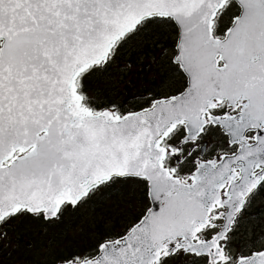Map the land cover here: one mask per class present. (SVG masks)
I'll return each instance as SVG.
<instances>
[{
	"label": "snow or ice",
	"instance_id": "snow-or-ice-1",
	"mask_svg": "<svg viewBox=\"0 0 264 264\" xmlns=\"http://www.w3.org/2000/svg\"><path fill=\"white\" fill-rule=\"evenodd\" d=\"M150 28L184 87L98 103ZM127 183L140 214L57 264H264V231L237 241L264 193V0H0V245Z\"/></svg>",
	"mask_w": 264,
	"mask_h": 264
},
{
	"label": "rangeland",
	"instance_id": "rangeland-1",
	"mask_svg": "<svg viewBox=\"0 0 264 264\" xmlns=\"http://www.w3.org/2000/svg\"><path fill=\"white\" fill-rule=\"evenodd\" d=\"M153 31L154 36L152 38H145L148 36L146 34L144 37L141 35L130 41L125 49L124 56L119 61L120 63L114 64L106 73L95 77L92 87L94 89L100 88L98 91L99 96L95 93L98 97V103L120 102L124 108L126 107L125 109L131 110L143 104L144 101L141 97H147L150 93L155 94L161 91L175 93L178 88L182 89L184 87L182 78L172 71L167 60L157 59L159 47L166 44L171 48L174 45L176 40L175 31L159 28ZM156 40L163 41L164 44L152 47L150 43ZM147 43L149 44L147 45ZM169 55H171V52H169ZM126 63H131L130 69L120 67V65ZM101 99L103 101L105 99L106 102H101ZM208 139L211 141L209 144V150H211L220 141L221 137L219 134H214ZM140 190H137L138 193H140ZM260 199V197H255L249 209L254 210L259 207ZM104 201L102 210L105 212L116 209L122 211L123 205H127L121 203V201L109 200V198L104 199ZM134 204H138L137 200L134 201ZM132 207L133 204L128 206L127 210L132 209ZM85 209L87 213L83 216L86 219L83 220V225L78 224L68 228L67 237L60 243L57 241V235L51 236L52 232L44 233L45 229H41L42 227L37 223L29 224L25 220H21L22 223L18 226L14 224V228L9 231V239L3 241V245L0 246V264H57L58 251L73 250L71 247L75 242L70 240L88 231L90 223L87 220L92 221L93 224L95 216H98L97 219L103 217L99 214V210L94 212L88 207ZM256 216L255 214H250L246 217L243 222V228L247 229V231L242 230L237 237L238 242L247 240L253 228L257 232L264 230V213ZM119 223L118 228H110L108 233H111V230H116V232L123 231L122 221ZM52 228L51 230L57 231L56 228ZM116 232H112V234ZM19 237H22V239H19Z\"/></svg>",
	"mask_w": 264,
	"mask_h": 264
},
{
	"label": "trees",
	"instance_id": "trees-1",
	"mask_svg": "<svg viewBox=\"0 0 264 264\" xmlns=\"http://www.w3.org/2000/svg\"><path fill=\"white\" fill-rule=\"evenodd\" d=\"M153 30H157V28H150L145 33H143L141 35L144 37L147 34L148 36H146L145 38H152L154 36ZM148 44L149 43H147V45ZM150 44L153 47V42ZM119 61H117V63H120ZM97 76H99V74ZM96 90H97L96 94L98 95V91L100 90V88L98 87V88H96ZM177 90H179V88ZM102 101H103V99H101V102ZM104 102H106L105 99H104L103 103ZM116 104L122 105V103H120V102H117ZM138 189H141V188L139 185H137L135 183H127V184L117 185L116 187L112 188L109 192L105 193L102 196H98L92 202H90L87 205H84L83 207L79 208L78 210H71L70 209L68 212L65 213L63 220L61 222L56 223V224H50L51 229H53L52 227L57 229V231L54 230V232H52L53 233L52 236L54 234L57 235V241H58V243H60L62 240H64L67 237L68 228L75 226V225H78V224L83 225V220L85 219V217H83V216L87 213L85 211L86 207L93 210L94 212L96 210H99L100 211L99 214H101L103 217L100 219H97L98 216H95L93 224H92V221L87 220L90 223L88 231H85L84 233H81L78 237H75L72 240H70L71 242L76 243V245L74 243L71 247L73 250H80L83 248L90 247L91 245H93L96 242V240L101 235L109 234L110 232L108 233V231L110 230V228H112V229L118 228L120 221H122V223H121L122 226L126 227L127 224L130 223L131 220L136 215L140 214V212L142 210V206H143V203H142L143 202V190L141 189L140 193H138V191H137ZM106 198H109V200L112 199L113 201H116V202L121 201V203H124L127 205H123L124 208L122 211H120L119 209L118 210L116 209V210H107L105 212L102 210V205L105 202L104 199H106ZM135 200H137V202H138L137 205L134 204ZM132 204H133L132 209L127 210V207L132 205ZM260 212L261 211L256 210V211H254V214L259 215ZM21 220L22 221L25 220V222H29V223H32V222L33 223H40L41 222L40 220H36V219L31 218V217H26V218H23ZM21 220L15 222V225L18 226L19 224H21L22 223ZM112 232H116V230H111V234H112ZM67 251H69V250H66V252ZM66 252L58 251L59 256L65 254Z\"/></svg>",
	"mask_w": 264,
	"mask_h": 264
},
{
	"label": "flooded vegetation",
	"instance_id": "flooded-vegetation-1",
	"mask_svg": "<svg viewBox=\"0 0 264 264\" xmlns=\"http://www.w3.org/2000/svg\"><path fill=\"white\" fill-rule=\"evenodd\" d=\"M210 137H212V136H210ZM256 197H260L261 199H260V204H259V207H256L254 210H248L249 211V213L250 214H254V211H256V210H258V211H261L260 212V214L259 215H257V216H260L261 214H263L264 213V193H260V194H258V195H256ZM256 216V217H257ZM29 223V222H28ZM33 223V222H32ZM32 223H29V224H32ZM29 224H27V225H29ZM39 226H41L42 228L41 229H45V230H50V231H43L44 233H48V232H54V230H51V227H50V224H48V223H45V222H43V221H41L40 223H37ZM262 231H264V230H262ZM53 234V233H52ZM52 236V235H51ZM19 239H22V237L20 238L19 237ZM3 245V244H2ZM2 245H0V246H2ZM31 264H36V263H31ZM42 264V263H41Z\"/></svg>",
	"mask_w": 264,
	"mask_h": 264
}]
</instances>
